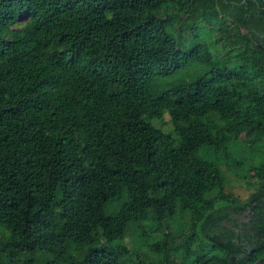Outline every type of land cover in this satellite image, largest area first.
<instances>
[{
  "label": "trees",
  "instance_id": "obj_1",
  "mask_svg": "<svg viewBox=\"0 0 264 264\" xmlns=\"http://www.w3.org/2000/svg\"><path fill=\"white\" fill-rule=\"evenodd\" d=\"M0 264H264V0H0Z\"/></svg>",
  "mask_w": 264,
  "mask_h": 264
},
{
  "label": "rangeland",
  "instance_id": "obj_2",
  "mask_svg": "<svg viewBox=\"0 0 264 264\" xmlns=\"http://www.w3.org/2000/svg\"><path fill=\"white\" fill-rule=\"evenodd\" d=\"M168 117H166L167 119ZM167 127H171L170 124H166ZM125 243L127 244L128 247H141V250L146 251V246H142L141 242H139V240L137 239L135 234H129L126 238H125Z\"/></svg>",
  "mask_w": 264,
  "mask_h": 264
}]
</instances>
